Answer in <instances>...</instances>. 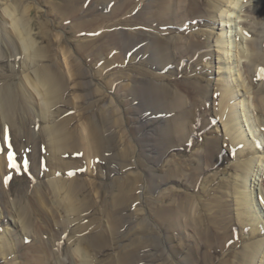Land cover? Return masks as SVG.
Instances as JSON below:
<instances>
[{"label":"bare ground","instance_id":"6f19581e","mask_svg":"<svg viewBox=\"0 0 264 264\" xmlns=\"http://www.w3.org/2000/svg\"><path fill=\"white\" fill-rule=\"evenodd\" d=\"M4 1L5 5L2 6L0 17H2L1 20L3 19L8 22L7 24H9L10 28H8V25L4 26L0 21V39H2L3 42H8V45L12 43V48L15 47V49L20 51L19 53L17 51L15 52L13 49H10V54L12 55L8 54L10 55L8 58L12 59L15 55L18 56L19 54L20 56H24V60H28V63L31 61L30 64L35 66L33 69L34 71L28 72V64L25 63L27 64L25 66V72L27 73L25 79L30 83L29 86L32 87L33 91L37 93L40 99V113H37V111L36 113L39 116L38 120L44 121L43 118H48L47 115L50 112V109L53 108V106L58 105L61 99L64 97L67 91L66 89L68 88V83L65 74L60 71L58 66L55 64L39 66L37 58L50 59L51 57H55L56 53H54V51L57 49L55 48V45H53L52 41L47 42L48 45L45 47L37 46V42L33 37L34 24H31L33 20L28 19L32 14V6L23 4L24 0ZM11 1H14L15 3H12ZM84 1L85 0H66L59 7L54 6V2H52L54 12L59 13L63 17V20L71 21V27H73L72 29H74L77 34L90 30L87 29L88 25L85 23L86 21L84 18L79 17V15H81L80 5ZM153 1L155 4L151 10L145 6L144 8H147V10H145L146 13L144 10H142L141 14H137L136 16L134 14V10L137 8L136 6H132L131 8L127 9L131 3H134V0L118 1L120 4L119 6L112 9L114 10L112 15L117 14L119 17H121L119 21L122 22L118 24L116 21L114 22V25L116 27L119 25L124 27L128 26L129 28L139 25V18H143V22L145 23L143 25L151 28L152 20H157L161 17L163 19L172 21L175 18L177 19L180 18V16H184L185 12V15L187 16L186 19L189 15H191L190 17H192V20H197L203 18V16L200 15L203 13V11H206V15H208L209 19L221 22L223 25L226 24V27L229 25V27L232 28L230 31L227 30L225 34L217 33L218 36H216L217 34L213 31H210V35L206 36L205 42H202V40H196L198 38H190V40L187 39V41H189L188 47L184 45L186 44V39L183 37H176V39L159 38L154 48L151 46L147 48L142 46V49H149L150 52H152V55L160 54V60L157 62L162 68H164L168 66L171 60L175 58L178 53L177 51H193V55H195L204 46H206V48H212L213 40L211 36L213 37L214 35V44L216 42V47L220 48H217L219 56L218 59L215 57L217 55L215 53L216 50L207 51L202 55V58L206 59L208 57L209 59V64L207 66L210 67L211 73H208V75L212 76L214 74V58L215 64L216 60L217 65L224 64L225 67L219 66V70L223 71V75L221 74V77L219 76L220 79L216 86L212 84L213 80H209L206 87H204V84L200 81V79H197L195 82L188 80L186 83L189 88L195 92L197 97L206 98L208 102L211 97L212 100L213 98H219V95L221 97L220 101L218 103L216 102V116L223 120L225 134L222 135L221 138L211 137L209 139L210 142H208L207 146H205V152L209 155H212L211 162L214 160L213 165L218 162L217 154L222 151L223 143L225 144L226 148L232 150V153L236 151V147L240 149L239 153L237 151L238 154L246 152L247 154L251 155L262 152V155H257L254 157L248 156V158L242 163L240 162L237 164L236 170L241 172L237 178L234 179L237 181V183L222 184V188H226L224 192L226 194V198L221 199L220 197H215L211 199V197H209L205 200H200L198 196L184 194H178V196L175 197L177 205L175 204L176 206L173 208H165L158 218L160 225H162L164 228L163 231L166 232V238H164L166 240V246L164 245L165 249L163 250V253L160 257L164 256L165 264H169L168 261L170 254L176 258L174 260L178 264H255L256 259L258 260V254L260 253L264 243V238L259 239V237L264 234V215L262 214L264 212V193L263 190L258 186L260 185V176H262V172L259 173V171H261V167H264V135L260 133L261 128L264 130V78H258L257 83L261 82V84L259 86H253L254 78L257 72L251 69V65L264 66V53L260 52V50L257 48V46L262 48L264 46V41L260 39L257 45L251 42L252 44L250 43L249 46V41L246 42L247 49L241 50V60L242 58L245 60L244 62L240 60V70L232 71L230 67L227 68L226 66L228 63L230 64V62L237 60V55L234 54V48L240 47V44L237 43V45H235L234 42H238V38H240L238 20L241 19L242 16L238 15L236 17V15L242 12L244 14L247 12H252L254 15H261L260 13L264 15V0H208L210 5L208 8L205 7L206 5L204 0ZM147 2H149V0ZM164 10L167 11L166 14L159 16ZM188 12H190L189 15L187 14ZM232 15H235V17H232ZM147 16L149 17V20L147 19ZM218 16H220L221 19H219ZM101 17L102 19H105L109 16L103 14ZM110 17H112L111 14ZM244 17H246V15H244ZM262 17L263 16L257 19L256 16V18H253L255 20L254 23L248 21L243 23V26L249 30V34H252V36L254 35L255 37H261L262 35L264 38L261 25H258ZM122 18L124 19L122 20ZM212 24L213 27L217 25L215 22ZM40 25L41 30L46 32V26L48 25V22H41ZM233 25L235 26V29ZM4 30L5 32L8 31V33L13 36L12 40L10 39V41H8L6 39V36L3 34ZM221 31H223V29ZM203 34L207 35L206 32ZM124 35V32H116L113 35V46L114 49L118 51L117 56L115 57L117 64L124 63L125 59H128V57L130 58L131 55H135V50L138 48L137 44L142 40L141 37L137 36L135 33L128 31V37L132 39L137 36V38L133 41L124 40L125 42H131L130 44L128 43L130 46L129 49L126 50L123 45L124 41L122 40ZM50 36V34L47 35L49 40H52ZM148 37L151 38L149 35ZM149 38H146L147 41L150 40ZM67 42V40L62 39L59 42V47L62 46L64 54L69 55L68 59L71 58L69 67L72 78L75 77L81 80L83 79L82 82H78L77 84L79 88L94 85V77L98 72L94 73L92 70L84 67L86 63L83 60V56H87V58H94L92 59V62H94L97 61L98 58L103 59L102 57L104 53H102V50L92 47L93 45L90 43V41H83L82 43L78 44V54L75 52V55H78V57L73 56L70 53ZM174 45L180 48L171 49V47L173 48ZM12 50L15 55H13ZM143 58L145 61H149L148 59H145V56H143ZM224 70H228V73H224ZM163 78L166 79L167 77ZM84 79L86 81H84ZM259 79H261V81H259ZM4 80L5 79L0 80V139L3 137L6 141H8L10 138L11 143H20L25 140L28 144L34 146L37 160L31 162L29 169L34 174H38L40 179L39 184L44 187L46 195L44 192L36 191V194L30 198V201L27 202L28 192L32 189V186L26 178L15 180L12 191L6 188L4 189L2 182H4V178L7 176V174L12 173L13 176H16L19 174V170H14L9 167L10 161L7 162V155L10 154V151H3V153L0 155V206L2 207L3 217L6 219L9 218L12 221V226L8 225L7 231L9 230V233H7L6 236L3 233L0 235V258L5 262L0 263L54 264V260L57 256L56 250H58L59 247L58 243H61L63 240V234L69 232L70 241L73 242L74 246L65 250L66 256L68 255V260H70L72 258L71 256L73 255L80 259V264H103L102 260L97 259V255L96 257H93L92 255H94V251L98 250L97 252H99L102 248L109 246L110 233H112V235H116L118 233V228L123 227L125 224H131L130 222L134 224L137 223L142 227V223L144 224V222L148 220V218H143L142 213L140 212V196L134 195V190L136 191V189H134L135 186L129 185L130 180H134L135 185L140 183V181H143L141 175L133 171L126 177L118 178L119 180L112 184V187L115 188L114 191H112V195L110 196L112 203H109L108 201L103 203L104 210H107L106 214L108 215L109 229H95L91 228L93 225L92 223L88 224L89 220L86 223L81 221L83 219H89L88 217L90 212L94 211V208L97 204L91 197L92 188L90 185L82 178H75L66 185H64L62 182H59L57 179H50V177L46 174L45 176L43 174V178H41L42 173H44L41 157L43 154L45 155L47 164L53 170V173L73 167L83 168L85 166L83 165L84 160H81L78 164L70 165L67 164L68 161L62 157L69 156L73 153L76 154L78 152H83L82 150H85V154L83 152L85 158L87 157L88 159L93 155V157L97 159L102 155L105 156L104 152L107 148V145L110 144L108 148L113 149L114 152L116 151V155H114V157L118 160V162H120L121 159L126 161L129 158L132 159L131 156L133 157V155H135V150L133 149L135 146H132L134 143L132 142L133 138H127L125 136L126 133L123 130V127L120 126L121 120L118 118L113 119V117H109V125L112 126V131L110 130L107 136H105L103 133V126L101 123L95 126L93 118H84L85 134L83 133V135L82 132L79 131V126H76L75 129L69 128V126L75 120L70 116L64 117L63 114V117L60 116L56 119V124H50L49 126L45 125L44 129L38 131V133H35L29 126L31 122L37 121L34 119L36 113L35 116L31 115V112L35 110L34 106L32 103L30 104L28 99L22 96L19 91V86H7V82L4 84ZM229 81L232 83L238 82L236 87L237 90L233 87V85H231ZM129 83L127 82L118 85L117 89L120 90L125 88L127 90V101H132L133 89ZM156 90H160V93H158ZM148 91L153 93L155 92V94H157L155 97L161 95V101L163 105L162 110H164V112L177 110L180 113V116H177L172 120H168V124L164 128V138L169 142V149L184 147L187 140L191 137V132L188 131V124L194 122L192 116L194 113L192 110V105H194L196 102L192 100L193 98L188 99L185 93L183 94V89H181L179 85L169 86L165 83L159 87L156 84L151 83L148 86ZM250 96L252 97L251 104L250 101H247ZM85 98L87 97L84 95L81 97L82 100H85ZM188 100H190V105L188 104ZM124 103L123 101L119 103L121 110L124 109ZM254 106L256 107L258 116H262V118L259 120V124H256L252 118L254 115ZM18 109L23 114V118H20L19 114L16 113ZM115 113H118L117 109L114 111V114ZM210 122H213L212 119H210ZM249 122L254 133L252 139H246V133L242 129L243 123L249 126ZM245 128L246 127H244V129ZM149 138H152V136H149L148 139ZM2 146L4 149L5 143H3ZM251 149H253V151ZM258 164L259 169L256 171L254 168ZM187 166L188 164L182 163L181 161L176 169L170 168V172L167 171L169 175L166 176V180L164 179L163 183L166 185V182L172 180L173 175L177 173L181 174L182 176L184 175V178L187 181L196 185L200 175L199 167L188 171V174ZM130 175H133L134 177H130ZM249 178H251V183L252 181H256L254 186L249 184ZM91 186H94L93 189L95 190H97V188L101 189L104 187L106 192H108V186H98L97 184L95 186L94 183H92ZM209 190H207L208 195L209 192H212ZM63 194L64 196L62 197ZM5 195L6 197L14 196L16 199L11 200L10 202L7 198H5ZM208 195L206 196L208 197ZM48 198L54 200L53 203L56 205L57 210L62 213L64 218H66L64 225L65 228L63 227V229L56 230L53 226H50V223L47 221L40 204L43 206L44 204L48 203ZM234 198L236 202H233ZM164 199H167V197ZM198 202H200V205L203 206L202 209L204 212L197 210ZM129 203V206H132L133 216H137V222L135 219H133L132 214H130L131 221H124V219L122 220L117 216V209L121 206L128 205ZM231 204H235L237 206L235 210L237 211V218L239 222H241L240 227H243L244 230L245 228H250L249 235H251L252 239L251 242H249L251 244L246 246L243 249V252L241 251L242 253L240 254L242 255H240V257H236L238 260L236 262H231V260H229L228 254H231L230 251V253L227 252V254L225 252L228 244L235 237L232 235V230L235 228L236 224H233V221H235L233 216L235 214L232 215L233 212L231 210ZM38 217L41 218L40 220L42 222H38L39 224L37 226ZM11 218H15L14 221ZM5 224V221L0 223V230ZM180 225L186 229H190V231L193 232L194 238L196 240L195 245H193L192 248L188 247L187 256H184L183 259L181 258L182 260L178 259V256L181 254L179 253L180 243L178 245L170 244V246H168L167 243V240L170 242L173 241V243L175 242L174 235L179 234ZM91 229L95 230L91 231ZM46 233L50 235V239L45 238ZM123 237L126 236L123 235ZM28 240H33V242L29 243ZM148 246L151 245H146V247ZM183 247L185 246L183 245ZM132 248L134 247H131V249L128 250V247H126L121 255L118 254L117 259L115 257L112 258L108 264H153L159 260L156 259L157 257L155 252H150V249L143 251L142 255L136 257L135 260L133 255L135 256L134 253L136 252H134V249ZM16 249H18V252H15ZM25 249H27L26 252L21 254V252H23ZM122 250L123 249H121V251ZM13 253L18 255L12 258ZM29 253L32 254L33 257H29ZM153 255L154 257H152ZM221 255H224V257L218 261L217 258ZM17 260H21V262L18 263ZM65 263L71 264V261H69V263L65 261Z\"/></svg>","mask_w":264,"mask_h":264},{"label":"rangeland","instance_id":"374dc122","mask_svg":"<svg viewBox=\"0 0 264 264\" xmlns=\"http://www.w3.org/2000/svg\"><path fill=\"white\" fill-rule=\"evenodd\" d=\"M65 1L66 0H24L23 1V4L33 7L32 14L28 19L33 20L31 24L32 25L34 24L33 37L37 42V46L45 47L46 45H48L47 42L52 41L53 45H55V48L57 49L56 51H54V53H56L55 55L56 58L55 57H51L50 59L37 58L39 66L55 64L56 66H58L60 71H62L63 74H65L68 83L67 84L68 88L66 89L67 91L64 97L61 99L58 105L53 106V108H51L52 110L50 109V112L47 115L48 118H43L44 121L38 120L39 116L37 113H40L39 107H41L40 99L37 93L33 91L32 87L29 86L30 83L25 79L27 74L25 72V66L28 64L27 65V67L29 68L28 72L34 71L33 69L35 66L30 64L31 61H29L28 63V60L27 61L24 60L25 59L24 56H20L19 54L18 56H16L13 50L19 53L20 51L15 49L14 46H13L14 48H12V43L8 45V42L6 41L3 42L2 39H0V53H1L0 80L5 79L4 84L7 82V86H11V87L19 86V91L22 94V96L28 99L30 101V104L32 103V105L34 106L35 110L31 112L32 113L31 115L35 116V113L37 111L36 116L34 118L37 121L31 120L33 122H31L29 126L32 129V131L35 133H38V131L44 129L45 125L49 126L50 124L53 125L56 124L57 122L56 119L62 116V114L64 115V117L67 116L73 117L75 121L69 126V128L75 129L76 126H79L78 127L79 131H81L82 134L84 133V127H85L84 118H89V117L93 118L95 126L101 123L103 126V133L105 136H107L109 131L112 129V126L109 125V121H110L108 120L109 117H113V119L118 118L121 120L120 126L123 127V130L126 133L125 136L127 138L128 137H130L131 139L133 138L132 142L134 143L132 144V146H135V148H133L135 150V155H133L134 158L131 156L132 159L129 158L127 159L128 161L127 160L124 161L121 159V161L118 162V160L114 157V155H116V151L114 152L113 149L108 148L110 146L109 144L107 145V148L104 152L105 156L102 155L97 159L94 158L93 155L91 156L92 158L91 157L88 159L87 157L85 158L84 155L85 150H82L84 154L83 152H78L76 154L73 153L69 156L62 157L66 161H68L67 164L70 165L78 164L81 160H84L83 165L85 166L83 168L73 167V168L63 169L53 173V170L48 166L45 155L43 154L41 158H42V166L44 173H42L41 178H43V174L44 176L46 174L50 177V179H57L59 180V182H62L64 185L69 184L75 178L84 179L92 188L91 197L97 204L94 208V211L90 212V215L88 217L89 219L87 220L83 219L81 221L83 223H86L89 220L88 224L89 223L93 224L91 228H95V229L103 228L106 230L109 229V223H108V215L106 214L107 210L106 211L104 210L103 203L104 202L106 203V201L112 203L110 196L112 195V191H114L115 189L114 187H112L113 186L112 184H114V182H117L119 180L118 178L126 177L127 175L131 174V172L133 171L135 173H139L143 181H140V183L135 185V181L130 180L129 185L135 186L134 189H136V191L134 190V195L140 196L139 198V203L141 204L139 206L141 209L140 212L142 213V217L148 218V220H146L144 224L142 223V227L139 226V224L137 223L134 224L130 222L131 224H125L123 225V227L118 228L117 229L118 233L116 235H112V233H110L109 246L102 248L101 251L99 252H97L98 250L94 251V255L92 256L96 257L97 255L98 256L97 259L102 260L103 264L106 263L108 264L110 263L112 258L115 257L117 259L118 254L121 255L126 247H128V250L131 249V247H134L132 249H134V252H136L134 253L135 256L133 255L135 260L136 257L142 255L143 251H147L150 249L151 250L150 252L152 251L155 252V255L157 257L156 259H159L157 262L153 264H165L164 256L160 257L166 246V242H165L166 240L164 239L166 238V232L163 231L164 228L162 225H160L158 221V218L160 217L162 211L165 208H173L174 206L177 205V201L175 200V197H177L178 194L198 196L200 200H205L209 197H211V199L215 197H220L221 199L226 198L225 196L226 194L224 193L226 188H222V184L237 183V181H235L234 179H236L237 176L241 173L236 170L237 164L240 162L242 163L245 159L248 158V156L254 157L257 155H262L261 154L262 152L258 154L254 153L251 155L247 154L246 152L238 154L240 152V149L236 147L235 148L236 151L232 153V150L226 148L225 144L223 143L222 151L219 154H217L218 162L215 165H213L214 160L211 162L212 155H209L208 153L205 152V146H207V143L210 142L209 139L211 137L221 138L222 135L225 134L224 122L221 118L216 116V102L218 103L221 97L219 95L218 96L219 98L216 99L213 98V100L211 99L212 98L211 97L208 102L206 98L197 97L195 92L192 91L191 88H189V86L186 83L188 80H192V82H195L197 79H200V81L203 82L204 87H206L209 80H213L212 84L216 86V84L218 83L221 77V74L223 75V71L219 70V66H224V64L217 65V60L215 64L214 57H213L214 74L212 76L208 75V73H211L210 67L207 66L209 64V59L208 57L206 59L202 58V55L205 54L207 51L216 50L215 53L217 55L215 57L216 59H218L219 57L217 51L218 47H216L217 46L216 42H215L216 45L214 44V39H213L214 35L213 37L211 36L213 40L212 48H206V46H204L195 55H193V51L190 52V51L180 50L177 51L178 53L174 51L175 53H177V55L175 56V58L173 57L174 59L171 60L170 64L164 68H162L160 64H158L157 62L158 60H160L161 55L160 54L152 55V52H150L149 49L143 50L142 46H145L146 48L151 46L154 48L159 38L176 39V37H183L184 39H186L185 42L187 44L184 45L188 47L189 41H187V39L190 40V38H198L196 40L199 41L202 40V42H205L206 36L210 35V31H213L216 34L217 33L225 34L227 30L230 31L232 28L229 27V25L226 27V24L223 25V23L221 22L209 19L208 15H206L207 14L206 11H203V13L200 15L203 16V18L197 20L195 19L192 20V17H190L191 15H189L190 12L187 13L189 16L186 19L187 16L185 15L184 12V16L182 17L180 16V18L177 19L175 18L172 21L168 19H163L162 17L157 20H152V24L150 23L152 26L151 28H148L143 25L145 24L143 22L144 21L143 18H139L140 20L138 21L139 25L137 26H132L128 28V26L124 27L122 25H119L118 27H116L114 25L115 24L114 22L117 21L119 24L122 21H119L121 17H119L117 14L112 15L114 13V10L112 9L114 7L119 6L120 3L118 1L121 0H117V1L116 0H85L84 1L85 3L83 2L84 4L82 3L80 5L81 15H79V17L84 18V20L86 21L85 23L89 26V27L87 26V29L90 30L77 34L75 30L72 29L73 27H71L72 25L71 21L63 20V17L59 13L54 12L53 5L59 7ZM147 1L148 0H136V1L134 0V3H131L127 9L131 8L132 6L134 7L136 6L137 8H135L134 14L135 16L137 14L139 15L141 14L142 10L145 11L147 10V8L151 10V8L154 6L155 3L153 0H149V2ZM11 2L15 3L14 1ZM52 2H54L53 5ZM204 3L206 5L205 7L207 8L210 6L208 0H204ZM4 5H5V1L0 0V13L2 12V6ZM145 6L147 8H144ZM166 12H167L166 10L162 11L159 16L166 14ZM103 14L108 15L109 17L102 19L101 15ZM110 14L112 17H110ZM260 14L261 15H254L252 12L251 13L247 12L244 14L242 12L236 15V17L238 15L242 16V18L238 20V29L240 31V38H238V42L237 41L234 42L235 45H237V43L240 44V47L234 48L235 49L234 54L237 55V60L230 62V64L228 63V65L226 66L227 68L230 67L232 71L240 70L241 50L247 49V43H246L247 41H249L248 46L250 45L251 42L257 45L260 39L264 41L262 35L261 37L260 36L255 37L254 35L252 36V34H249V30L243 26V23L245 21L254 23L255 20L253 18H256L257 16L258 19L259 17L263 16L262 19L259 21L258 25L259 24L261 25L264 34V15H262V13ZM244 15H246V17H244ZM232 17H235V15H232ZM1 18L2 17H0L1 23L4 26L8 25V28H10L9 24H7L8 22L3 19L1 20ZM124 18H122V20ZM218 18L221 19L220 16H218ZM147 19L149 20L148 16ZM46 21L48 22V25L46 26L47 31L43 32L40 28L41 26L40 24L41 22H46ZM214 22L217 23L215 27H213L212 24ZM222 29L223 31H221ZM128 31L135 33L137 36L141 37L142 40L137 44L138 48L135 50L136 54L131 55L132 58L131 57L129 58L127 56L128 59H125L124 63L117 64L115 61V57L117 56L118 51H116L113 46L114 45L113 35L116 32L119 33L124 32L125 35L122 37L123 41L135 40L137 36L131 39L130 37H128L129 36ZM204 32H206L207 35H204L203 34ZM3 34L4 36H6V39L8 41H10V39L12 40L13 36L10 33H8V31L5 32L4 30ZM49 34L51 35L50 38H52V40H49V37H47V35ZM148 35L151 36V38H149ZM216 36H218V34ZM146 38H149L150 40L147 41ZM62 39L68 41L67 42L69 46L68 48L73 56L78 57V55H75V52H77L78 54V50H77L78 44L82 43L83 41H90V43L93 45L92 47H94L95 49L102 50V53H104L102 57L103 59L98 58L97 61L94 62H92V59L94 58H87V56H83L84 58L83 60L86 63L84 67L88 68L89 70H92L94 73L98 72L96 73L97 75H95L96 78L94 77V85L84 88L78 87L77 85L78 82H82L83 79L81 80L75 77L72 78L69 67L71 58L68 59L69 55L64 54L62 46L59 47V42ZM128 43L130 44L131 42L128 41L123 42L124 48L126 50L129 49L130 47ZM175 48H180V47H177L176 45H174L173 48L171 47V49H175ZM257 48L260 50V52L264 53V46L262 48L257 46ZM10 49H13L12 53L13 55H15L12 59L8 58L10 55H12L10 54ZM143 56H145L146 57L145 59H148L149 61H145ZM244 60L245 59L242 58L241 61L244 62ZM251 69L257 72L254 78L253 86H259L261 82L257 83V80L258 78L264 77V66L251 65ZM224 73H228V70H224ZM163 77H167V78L164 79ZM123 78L125 81L123 80ZM84 81L86 80L84 79ZM259 81H261V79H259ZM127 82L128 83L130 82L129 84H131L133 89L132 101H127V90L125 88L120 89L121 91L117 89L118 85ZM229 82L236 89L238 82H233V83L231 81ZM151 83H154L159 87L165 83L166 85L169 86L179 85L180 88L183 89V94L185 93L188 99L193 98L192 100L196 102V103L192 102L194 103V105H192V110L194 112L192 116L194 122L188 124V131L191 132V137L187 140V142L189 141L190 144L189 142L188 143L186 142V145L184 147H180V148L176 147L173 149H169L168 147L169 142L166 141V139L164 138V134H165L164 128L168 124V120H172L173 118L180 116V113L177 110H171L170 112L165 111L166 113L164 112V110H162L163 105L161 101V95L155 97L157 95L155 94V92L153 93L151 91L150 92L148 91V86ZM156 91L160 93V90H156ZM83 95L87 97L85 98V100L81 99ZM122 101L123 103L125 101L124 109L122 108L123 110H121L119 107V103ZM247 101L248 102L250 101L251 104L252 97L250 96L247 99ZM189 102L190 100H188V104L190 105ZM116 109L118 113L114 114V111H116ZM255 111H256V107L254 106L253 108L254 115L252 116V118L256 124L257 123L259 124L260 123L259 120L260 118H262V116H258L257 111L256 112ZM16 113L19 114L20 118H23V114L19 109L17 110ZM210 119H212L213 122H210ZM244 127L246 128L244 129ZM242 129L246 133V139L247 138L252 139L254 133H253V128L250 125V122H249V126L243 123ZM260 131L259 132L262 135H264V130H262V128ZM149 136H152V138L148 139ZM8 142L9 139L8 141H6L3 137H1L0 148H3L2 145L3 143H5L4 149H7ZM11 145L12 148L6 151L15 153V159L17 164L19 165V169H18L19 174L13 176L12 173H8L7 176L4 178V182H2V184L4 186V189L6 188L12 191V188L14 186L13 183L15 180H21L26 178L29 181L30 185L32 186V189L29 190L28 192V197H27V202H28L30 201V198L36 194V191L45 193L44 187L41 184H39L40 179L38 174L37 173L34 174L29 169L31 162L37 160L35 149L33 145L28 144L25 140L20 143H11ZM251 150L253 151V149ZM0 152L1 155L3 151ZM25 160L28 162L27 169H25L24 167ZM181 161L182 163L188 164L187 166L188 174H189L188 171H191L193 168L199 167L200 175H199L198 183L196 185L192 184L184 178V175L182 176L181 174L175 173L173 175V179L166 182L165 185L163 181L164 179L166 180V176L169 175L167 171L170 172L169 171L170 168L176 169ZM7 162H9V154L7 155ZM9 167L11 169H14L10 166V164ZM263 168L264 167H261L260 168L261 171H259V173L262 172L261 173L262 176H260L261 177L259 179L260 185L258 186L263 190L264 193ZM257 169H259V164L254 168V170L256 171ZM130 177H134V176L130 175ZM248 180H249V184L254 186V183L256 181H252L251 183V178H249ZM92 183H94L95 186L96 184L98 186L99 185L108 186L107 187L108 192H106L104 187L101 189L97 188V190L93 189L94 186H91ZM207 190L212 192H209L208 195ZM206 195H208V197ZM63 196L64 194L62 195V197ZM165 197H167V199H164ZM5 198H7L8 201L10 202L11 200L16 199L14 196L6 197V195ZM47 200L48 203L44 204L43 206L42 204H40V207L42 208L47 221L50 223V226H53L56 230L63 229V227L65 228L64 225L66 218H64L62 213H60L57 210L56 205L53 203L54 200H52L51 198H48ZM233 202H236L235 198ZM129 205L130 203L128 205L121 206L117 209V213H118L117 216L122 220L124 219V221H131L130 214H132L133 212H132V206ZM197 205H198L197 210L204 212V210L202 209L203 206L200 205V202H198ZM235 206H236L235 204L233 205L231 204V210L233 212L232 215L235 214L233 216L235 218L233 224L235 223L237 224V225L235 224V228L232 230L233 231L232 235L235 237L231 240V242L228 244V247L225 249L226 254L229 251L231 252V254H228L229 260H231V262L238 261L236 257L238 256L240 257V255H242L240 253L243 252V249L246 246H249V244H251L249 242H251L252 240L251 235H249L250 228H245L246 230L245 231L243 227L242 228L240 227L241 222H239L237 218V214H236L237 211L235 210L237 206L236 207ZM262 214L264 215V212ZM134 216L132 214L133 219L136 220L137 216L136 217ZM11 219H13L14 221L15 218H11ZM40 219H41L40 217L37 218V226L39 224L38 222L40 223L42 222ZM4 221L6 222V224L1 228L0 235L3 233L6 236V234L9 233V230L7 231V227L8 225L12 226V221L9 218L6 219L3 217L2 207L0 206V223H3ZM182 227L183 226L180 225L179 234L174 235L175 236L174 243L173 241L170 242L169 240H167L168 246H170V244L178 245L180 243L179 253L181 254L179 256L177 255L179 260L181 258L183 259L184 256L185 257L187 256L188 247L192 248V246L195 245V241H196L193 232L190 231V229H186ZM95 229H91V231ZM123 235H125L126 237H123ZM45 236H46L45 238L50 239V235H48V233H46ZM262 238H264V234L259 237V239ZM62 239L63 240L61 241V243L60 242L58 243L59 247L58 250H56L57 256L54 260V264L57 263L61 264L62 262H63L62 264H66L65 261L67 263L71 261V264H80V259L77 256H73L71 254L72 258L70 260H68V255L66 256L65 250L74 246L73 242L70 241L69 232L64 233ZM28 242L32 243L33 240H28ZM146 245H151V246L146 247ZM183 245L185 247H183ZM121 249L123 250L121 251ZM263 249H264V243L262 249L260 250V253L258 254V260L256 259L255 264H264ZM26 250L27 249L23 250L21 254L25 253ZM15 252H18V249H16ZM17 255L18 254L13 253L12 258H14ZM29 257H33V255L29 253ZM152 257H154V255ZM223 257L224 255L218 257L217 258L218 261ZM174 259L176 258H174L172 254H170V258L168 261L169 264H178ZM17 261L18 263L21 262V260H17ZM0 262L5 263L1 258H0Z\"/></svg>","mask_w":264,"mask_h":264},{"label":"snow or ice","instance_id":"6c2138e0","mask_svg":"<svg viewBox=\"0 0 264 264\" xmlns=\"http://www.w3.org/2000/svg\"><path fill=\"white\" fill-rule=\"evenodd\" d=\"M262 78H264V77H262ZM11 148H12V145H11L10 138H9V142L7 144V149L0 148V151L10 150ZM9 161H10V166L12 168L17 169V170L19 169V165L16 162L15 153L14 152H10V154H9ZM27 163L28 162L25 160L24 161V167H25V169H27Z\"/></svg>","mask_w":264,"mask_h":264}]
</instances>
